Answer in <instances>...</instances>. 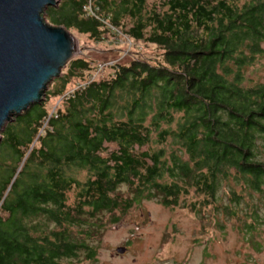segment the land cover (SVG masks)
<instances>
[{
    "label": "trees",
    "instance_id": "trees-1",
    "mask_svg": "<svg viewBox=\"0 0 264 264\" xmlns=\"http://www.w3.org/2000/svg\"><path fill=\"white\" fill-rule=\"evenodd\" d=\"M45 15L92 39L122 29L162 53L92 79L93 61L77 55L43 101L5 125L0 264L93 259L87 238L103 216L116 224L143 199L179 206L191 190L208 206L222 185L227 216L245 207L249 236L264 225L254 197L264 201V82L245 83L264 56V0H59ZM49 97L60 98L50 113Z\"/></svg>",
    "mask_w": 264,
    "mask_h": 264
},
{
    "label": "rangeland",
    "instance_id": "rangeland-1",
    "mask_svg": "<svg viewBox=\"0 0 264 264\" xmlns=\"http://www.w3.org/2000/svg\"><path fill=\"white\" fill-rule=\"evenodd\" d=\"M68 30L76 39L77 55L94 63L96 70L90 74L92 78L97 77L105 66L127 63L132 58L155 60L162 53V49L156 45L136 41L118 28L110 27L99 39H92L88 34H81L74 29ZM245 79L246 84L264 82V56L246 69ZM78 86L73 84L68 87V91ZM42 97L41 101L46 97L45 94ZM59 102L60 98L49 97L46 104L48 112H53ZM168 143L171 144L170 138ZM112 149L114 146L110 145L104 152ZM85 176V172H78L80 180ZM227 186L220 187L217 202L208 206L199 205L200 197L191 190L181 197L179 206L166 207L156 198L143 199L116 224H110L108 218L103 216V228L87 238L88 244L95 247L94 258L89 259L80 252L76 257L60 260L59 264H264V225H258L249 236L244 231L246 219L242 209L245 207H239L237 216L225 214L221 206L228 201ZM235 188L239 191L238 187ZM121 189L125 191L126 187L122 186ZM254 197L260 211L264 212L261 196L255 194ZM73 201L71 194L68 203L72 204ZM193 202L196 203V212L190 208ZM71 232L75 236L79 234L76 227H71ZM119 247L126 249L119 253L116 251ZM204 258L213 260L204 261Z\"/></svg>",
    "mask_w": 264,
    "mask_h": 264
},
{
    "label": "water",
    "instance_id": "water-1",
    "mask_svg": "<svg viewBox=\"0 0 264 264\" xmlns=\"http://www.w3.org/2000/svg\"><path fill=\"white\" fill-rule=\"evenodd\" d=\"M58 3L0 0V132L8 121L39 103L48 84L77 55L74 35L65 26L46 21L45 10Z\"/></svg>",
    "mask_w": 264,
    "mask_h": 264
},
{
    "label": "flooded vegetation",
    "instance_id": "flooded-vegetation-1",
    "mask_svg": "<svg viewBox=\"0 0 264 264\" xmlns=\"http://www.w3.org/2000/svg\"><path fill=\"white\" fill-rule=\"evenodd\" d=\"M205 260L208 261V260H213V259L212 258H204V261ZM198 264H214V263H211V262L210 263H207V262L204 263V262H202V263H198Z\"/></svg>",
    "mask_w": 264,
    "mask_h": 264
},
{
    "label": "built area",
    "instance_id": "built-area-1",
    "mask_svg": "<svg viewBox=\"0 0 264 264\" xmlns=\"http://www.w3.org/2000/svg\"><path fill=\"white\" fill-rule=\"evenodd\" d=\"M90 8H91V7L88 5L86 9H88V10H89ZM90 79H92V77H90Z\"/></svg>",
    "mask_w": 264,
    "mask_h": 264
}]
</instances>
